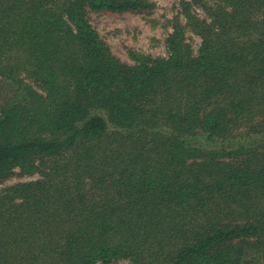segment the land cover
<instances>
[{
	"label": "trees",
	"instance_id": "trees-1",
	"mask_svg": "<svg viewBox=\"0 0 264 264\" xmlns=\"http://www.w3.org/2000/svg\"><path fill=\"white\" fill-rule=\"evenodd\" d=\"M148 5L0 0V179L38 175L0 264H264V0H181L132 63L87 18Z\"/></svg>",
	"mask_w": 264,
	"mask_h": 264
},
{
	"label": "rangeland",
	"instance_id": "rangeland-1",
	"mask_svg": "<svg viewBox=\"0 0 264 264\" xmlns=\"http://www.w3.org/2000/svg\"><path fill=\"white\" fill-rule=\"evenodd\" d=\"M145 9L118 11L114 9H87V18L92 22L104 39L111 45L113 52L121 59L133 62L131 50L153 56L168 54L165 38L172 29L170 20L181 10V0H146ZM202 14L203 12L200 11ZM187 40L197 51L201 38L187 32ZM38 175L22 174L20 169L4 179L0 188L17 181L37 178ZM128 260H113L106 264H127Z\"/></svg>",
	"mask_w": 264,
	"mask_h": 264
}]
</instances>
